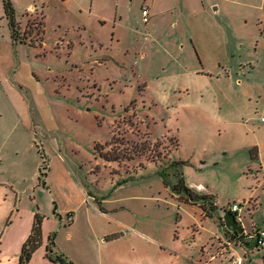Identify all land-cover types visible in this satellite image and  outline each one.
I'll list each match as a JSON object with an SVG mask.
<instances>
[{
	"label": "rangeland",
	"instance_id": "374dc122",
	"mask_svg": "<svg viewBox=\"0 0 264 264\" xmlns=\"http://www.w3.org/2000/svg\"><path fill=\"white\" fill-rule=\"evenodd\" d=\"M10 1L35 44L13 42L0 0V264L17 263L37 213L44 251L51 237L85 264L172 259L166 244L200 254L206 225L220 228L234 205L246 234L264 227V0H147V25L143 0H95L92 12L88 0L83 13L78 0ZM152 139L165 174L148 150L99 153ZM170 160L215 197L213 216L173 190Z\"/></svg>",
	"mask_w": 264,
	"mask_h": 264
},
{
	"label": "crops",
	"instance_id": "0c3cea01",
	"mask_svg": "<svg viewBox=\"0 0 264 264\" xmlns=\"http://www.w3.org/2000/svg\"><path fill=\"white\" fill-rule=\"evenodd\" d=\"M78 1L81 3V5H80L81 11H82L81 13H83V9L87 12L88 9L84 5L86 3H88L89 1H91V5H89L88 7H89V11L92 12L95 0H89V1L88 0H78ZM118 1H120V0H117L116 7H118ZM153 1H155V0H153ZM162 1L164 2L165 0H162ZM168 1H169L168 4L171 3V4L175 5L177 8H179L180 4H182V3L187 5L186 0H184V2L181 1V0H168ZM188 1H192V3L196 6V0H188ZM144 2L148 3L147 0H143L142 1V3H144ZM203 5H204V1H203ZM161 6H163V5L161 4ZM152 9H153V6L150 5V12L152 11ZM118 14H119V11L117 10L116 13H115L116 16L114 15V17H115V19H114L115 21L114 22L115 23L117 22V20L120 21V20H123V18H124L123 15H120L119 19H118ZM43 17H45L44 13H43ZM101 17H103V16L98 15L99 19ZM151 18H152V16L150 15L149 21L147 23H145L143 21V18H142L143 24H145V25L149 24ZM102 23L105 24L106 21L102 20ZM83 25H84V28L85 27L86 28L87 27H92L91 24L86 25L85 23H83ZM116 33H117V27H115L113 35L116 34ZM94 81H97V80L94 79ZM42 189L46 190V183L44 184ZM52 194H53V192H52ZM227 213H234L236 215L238 221L241 218V216L239 215L240 213H236V212H233V211H230V212L228 211ZM37 214H35L34 217H33V220H32V223H31L30 230L28 232L27 238L29 237V235L31 233L33 222H34L35 216ZM204 214L205 213H203V219L208 218ZM70 219L71 220H69V224L72 223V221H73L71 215H70ZM206 226H207L208 237L209 238L207 239L208 241H199V246L201 247L200 254H197V255L193 254L195 252H192L193 250H191L186 245H184V243L176 244L175 247H172V246L166 244V246H164V250H165V252L170 253L169 254L170 256H172V257L174 256L172 259L162 258V260L159 261L160 260L159 259L157 261L158 262L157 263L156 261L151 260L149 257H145V259H144L145 263L146 264H149V263L150 264H232L234 260H236L237 258L241 257V258L244 259V264H247L248 262H251L250 264H252V262H253L252 258H254L253 254L255 252V249L252 246L253 244H251V243H249V242H247L245 240V239L249 238L248 236H246L244 234H240L239 235L235 231L228 229L226 227L224 219H220V228H217L213 224H208ZM261 228H264V227L256 226L254 224L252 230L250 231V233H252L253 231H255L257 229H261ZM25 234H26V232H25ZM49 238L47 239V244L49 243ZM71 238H72V234L70 235V239ZM254 242H255V240H254ZM102 244H103V242H101L100 245L102 246ZM43 245H45V239L44 238H43V242H42L41 246L37 250H39ZM258 248L263 249L261 251V253H260V256H262L264 258V248H261V247H258ZM21 249H22V247H21ZM21 249L14 256V257L17 256V263L16 264L19 263V257H20ZM41 249H43V247ZM56 250L61 252V253H63L67 257L70 256V254H68L65 251V249L63 250L61 248L60 249L56 248ZM43 254H44L43 257L40 256L41 255L40 253L37 254L34 257L32 256L33 257V261L31 262V260H32V258H31L29 264H47L48 263L47 260H50L47 257V248H46V252L43 249ZM69 258H70V261L73 264H85V263H82L83 261L82 262L81 261H77L73 257H69ZM50 261L53 264H59V263L54 262L52 260H50ZM255 261H256V258H255ZM255 264H256V262H255Z\"/></svg>",
	"mask_w": 264,
	"mask_h": 264
},
{
	"label": "trees",
	"instance_id": "16d2710c",
	"mask_svg": "<svg viewBox=\"0 0 264 264\" xmlns=\"http://www.w3.org/2000/svg\"><path fill=\"white\" fill-rule=\"evenodd\" d=\"M4 11H5V15L10 25L11 38L13 42L14 43H27V41L29 40L27 36L28 33L25 32V29L24 28L22 29L21 26L17 23L15 9L10 0H4ZM33 25H34L33 27H34L35 32L39 34V31L41 30V28L39 27V25H36V24H33ZM43 31L44 29L41 31V33H43ZM29 41L35 44L33 40H29ZM152 140H150L151 142L150 141L147 142L148 145L146 143L140 144L141 146L140 148H134L132 154H129L128 151L127 152L124 151L123 153L120 152L117 155H112V154H107V153L104 154L103 152L99 151V149L97 148V145H96V150L99 151L101 156L106 161H112V160L116 161L119 159L121 161L124 158H127L128 160H132L136 157L135 155L142 156L145 153H147V150H148V154L150 153L149 156L152 157L153 159L151 160L147 159V160H149L151 163L158 165V167L161 169V173L165 174L167 170V166L165 165L162 166L161 162L160 164H157L158 162L156 161L157 159H159V156L161 155V152L159 151V147L161 146V144L159 142V139H152ZM170 140L172 142V146L168 149L170 151L169 153L171 157V154L178 148L179 143H178V140L174 137L170 138ZM170 161L171 162L168 166H171L176 170V174L179 178L178 183L173 185V190L181 194L180 198L182 201L190 202V203H197L199 201H203L202 207L204 209V213H205L204 215L207 217H211L213 215V212H215L218 208L215 202L216 201L215 197L212 195H201L199 193H196L192 189H190L185 184L184 177L182 176V172L180 171V168H182L184 165L183 161L181 160H176V161L170 160ZM141 166L145 167V165H141ZM128 178H131V177H128ZM128 178H123V180L121 181L127 182ZM42 221H43V217L37 214L33 222L31 233L22 246L18 264H29L33 254L41 246L43 242ZM47 252H48L47 257L54 262H57L59 264H73L63 253L56 250L55 243L51 237L47 245Z\"/></svg>",
	"mask_w": 264,
	"mask_h": 264
},
{
	"label": "built area",
	"instance_id": "2783aa9c",
	"mask_svg": "<svg viewBox=\"0 0 264 264\" xmlns=\"http://www.w3.org/2000/svg\"><path fill=\"white\" fill-rule=\"evenodd\" d=\"M142 11V18L145 23L149 21L150 18V5L147 2H144L141 7ZM241 210L240 206L234 205L232 207V211L236 213H240L239 211ZM244 235L248 237H252L255 240V244L257 247L264 248V228L257 229L253 231L252 233H245ZM232 264H244V259L243 258H237L236 260L233 261Z\"/></svg>",
	"mask_w": 264,
	"mask_h": 264
},
{
	"label": "water",
	"instance_id": "95a60500",
	"mask_svg": "<svg viewBox=\"0 0 264 264\" xmlns=\"http://www.w3.org/2000/svg\"><path fill=\"white\" fill-rule=\"evenodd\" d=\"M223 219L228 229L235 231L239 235L244 234L245 230L234 213H227Z\"/></svg>",
	"mask_w": 264,
	"mask_h": 264
}]
</instances>
